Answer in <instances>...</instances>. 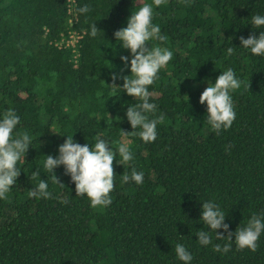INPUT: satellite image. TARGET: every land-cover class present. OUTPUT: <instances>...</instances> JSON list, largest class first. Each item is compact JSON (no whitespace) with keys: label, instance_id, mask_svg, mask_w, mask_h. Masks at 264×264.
Here are the masks:
<instances>
[{"label":"trees","instance_id":"16d2710c","mask_svg":"<svg viewBox=\"0 0 264 264\" xmlns=\"http://www.w3.org/2000/svg\"><path fill=\"white\" fill-rule=\"evenodd\" d=\"M77 2L78 12L85 5L91 10L79 12L71 27L67 0H0V119L14 110L20 122L13 137L27 132L32 138L15 185L0 199V264H184L177 243L192 254L190 264H264V232L256 252L238 250L234 236L218 240L200 219L208 201L225 213L233 233L253 214L264 218V56L253 55L239 39L264 32L252 24L253 16H264V0L153 5L152 23L167 39L148 46L173 56L149 86L157 106L149 119L164 117L151 143L127 119L126 109L140 101L122 88V77L131 75V53L114 32L153 0ZM70 29L85 32L83 38L60 47ZM121 56L129 57L127 67ZM229 68L241 81L230 93L236 118L217 135L199 97ZM112 73L120 78L113 81ZM72 135L89 147L102 137L116 153L109 206L92 208L86 195L76 196L63 165L54 173L44 168L46 156H58ZM120 143L133 154L124 166ZM133 169L144 173L142 184L122 182ZM41 180L52 198L29 196ZM200 231L210 235L209 245L199 243ZM227 243L228 253L214 251Z\"/></svg>","mask_w":264,"mask_h":264},{"label":"clouds","instance_id":"9594fccd","mask_svg":"<svg viewBox=\"0 0 264 264\" xmlns=\"http://www.w3.org/2000/svg\"><path fill=\"white\" fill-rule=\"evenodd\" d=\"M167 0H153L152 4L144 3L139 9L132 13L128 18L127 26L122 27L114 32L117 41L122 42L125 49L131 53L130 72L131 75L124 76L122 88L134 98L139 99L140 103L126 109V116L133 130L141 129L138 135L143 142L151 143L157 137V124L164 122L163 115L154 119H149L148 114H155L157 106L150 102L152 94L149 92V86L153 85L158 77V72L167 66L172 59L173 53L161 47H149V41L156 39L165 41L166 36L160 34L159 26L152 23L153 5L159 7L165 4ZM91 9L88 5L79 9L80 13H87ZM252 24L257 28L264 26V16L255 15L252 18ZM98 28L96 24L91 27V36L97 35ZM241 46L251 50L253 55L264 56V32L259 36L249 35L248 38L239 37ZM232 48L228 49L231 54ZM121 60L128 66L129 57L121 56ZM112 79L115 81L120 78L118 74L112 73ZM115 84V83H113ZM116 85V84H115ZM241 87V81L236 78L235 72L229 68L222 72L214 83H209L199 97L201 104L207 105V120L215 134L219 135L221 131L231 128L236 112L232 101L231 92ZM19 117L14 110H8L3 119H0V199H7V194L15 185L20 175L17 167L18 161L25 154L32 143L31 136L27 133H20L13 137V131L19 124ZM125 134L128 133L124 131ZM133 134H137L133 131ZM59 155L55 158L51 155L46 156L44 168L54 173V169L63 165L65 174L70 175L71 181L75 184L76 196H87L92 208L107 207L111 204L110 193L114 190V160L116 153L109 146L106 139L97 137L94 147L88 144H80L73 140L72 136L59 145ZM120 164L123 166L133 160V154L127 143H120L118 146ZM34 172L33 175H38ZM143 172L132 170L131 175H123L122 182L127 183L129 180L134 181L137 185L143 183ZM54 180L62 184L59 178L54 175ZM48 184L41 180L38 186L29 192L30 197L52 198V194L47 190ZM67 199H62L61 203L67 204ZM225 213L220 210L219 206L212 201L202 203L201 221L215 232L216 238L232 240L234 236L235 244L238 250L245 248L252 252L258 249L257 241L262 232H264V218L252 215L247 226L237 228L233 233L229 231V225L225 223ZM218 229H224L227 232H218ZM199 243L207 246L211 237L206 231L196 233ZM231 250V244L227 243L221 248L219 244L214 245V251L224 254ZM175 253L179 260L184 264H190L193 259L192 254L186 248L177 243Z\"/></svg>","mask_w":264,"mask_h":264},{"label":"built area","instance_id":"2783aa9c","mask_svg":"<svg viewBox=\"0 0 264 264\" xmlns=\"http://www.w3.org/2000/svg\"><path fill=\"white\" fill-rule=\"evenodd\" d=\"M67 8H68V14H69V23L70 26L73 27L79 20V12H78V2L77 0H67ZM84 33L78 32L77 30L70 29L68 37H63L61 42H59V46H74L76 45L79 40H81L84 36Z\"/></svg>","mask_w":264,"mask_h":264}]
</instances>
